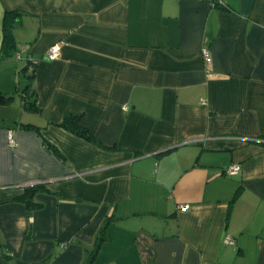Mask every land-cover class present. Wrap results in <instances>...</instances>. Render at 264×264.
<instances>
[{
  "label": "crops",
  "instance_id": "crops-1",
  "mask_svg": "<svg viewBox=\"0 0 264 264\" xmlns=\"http://www.w3.org/2000/svg\"><path fill=\"white\" fill-rule=\"evenodd\" d=\"M5 10L37 109L0 104V264H83L107 218L92 264H264V0H0V48Z\"/></svg>",
  "mask_w": 264,
  "mask_h": 264
},
{
  "label": "trees",
  "instance_id": "trees-1",
  "mask_svg": "<svg viewBox=\"0 0 264 264\" xmlns=\"http://www.w3.org/2000/svg\"><path fill=\"white\" fill-rule=\"evenodd\" d=\"M18 22H19L18 11L5 10L3 15V23H2L3 37L0 48V57H6L12 55L16 44L13 35V28L18 24ZM30 63L31 64H28V66L23 67L21 70L23 74L29 77V82L21 90V97L23 99L25 108L29 110H36L37 108L35 107V89L32 87V83H31L33 80L34 63L33 62ZM27 68L30 69V72L27 71ZM12 97H13L12 95H5L0 91V104L8 103L12 99ZM80 120H81V114L66 112L59 126L63 127L64 129L70 131L71 133L89 142L101 146V143L93 136V134L80 123ZM20 126L23 127L24 129H30L35 131L41 137V140L45 145V147L49 149L51 152H53L57 157L63 159V156L57 150V148L51 143H49L41 135L40 128L38 126L33 125L31 123H20ZM39 191L50 192L43 183L29 184L23 187V192L20 195H18L16 199L24 203L28 210L38 209L42 206V204L35 201L34 195ZM110 220L111 219L107 218L103 223V225L100 227L99 234L95 239V243L92 249L86 254L83 264H92L93 258L97 250L99 249V246L103 239L104 227L106 223L109 222Z\"/></svg>",
  "mask_w": 264,
  "mask_h": 264
},
{
  "label": "built area",
  "instance_id": "built-area-1",
  "mask_svg": "<svg viewBox=\"0 0 264 264\" xmlns=\"http://www.w3.org/2000/svg\"><path fill=\"white\" fill-rule=\"evenodd\" d=\"M58 54H59V44L54 43L48 48V50L45 53V56L49 59H53V58H56L58 56ZM202 55L207 62L210 61L209 52L206 49L202 50ZM8 142L10 145H14V140H13L11 134L8 135ZM239 170H240V165L235 162V163H231L230 165L226 166L224 169V172L226 174L233 175V174L238 173ZM183 207H187V205L185 204V205H183ZM226 241L228 243H233V239L230 236H228L226 238Z\"/></svg>",
  "mask_w": 264,
  "mask_h": 264
},
{
  "label": "rangeland",
  "instance_id": "rangeland-1",
  "mask_svg": "<svg viewBox=\"0 0 264 264\" xmlns=\"http://www.w3.org/2000/svg\"><path fill=\"white\" fill-rule=\"evenodd\" d=\"M23 67L20 66L19 67V70H21ZM26 82H27L26 75L23 74L22 72L18 73L17 76H16L15 88L13 89V91L15 89H18V90L17 91L15 90L14 94L12 95L13 96L12 97L13 98V101H12V105L9 107V109H7L8 110L7 111L8 113L14 114L15 112H17V105L19 106V104L21 102V90L26 85Z\"/></svg>",
  "mask_w": 264,
  "mask_h": 264
}]
</instances>
